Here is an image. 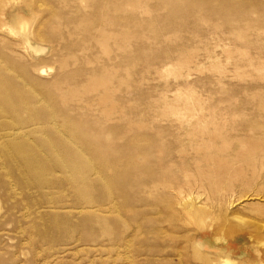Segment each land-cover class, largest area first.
Returning a JSON list of instances; mask_svg holds the SVG:
<instances>
[{
	"label": "rangeland",
	"instance_id": "374dc122",
	"mask_svg": "<svg viewBox=\"0 0 264 264\" xmlns=\"http://www.w3.org/2000/svg\"><path fill=\"white\" fill-rule=\"evenodd\" d=\"M0 264H264V0H0Z\"/></svg>",
	"mask_w": 264,
	"mask_h": 264
},
{
	"label": "crops",
	"instance_id": "0c3cea01",
	"mask_svg": "<svg viewBox=\"0 0 264 264\" xmlns=\"http://www.w3.org/2000/svg\"><path fill=\"white\" fill-rule=\"evenodd\" d=\"M227 250H229V251H231V252L234 251V249H230V248H228ZM234 252H235V251H234Z\"/></svg>",
	"mask_w": 264,
	"mask_h": 264
}]
</instances>
